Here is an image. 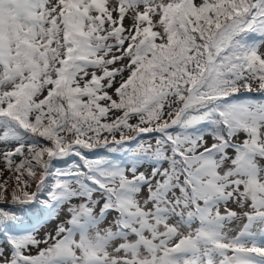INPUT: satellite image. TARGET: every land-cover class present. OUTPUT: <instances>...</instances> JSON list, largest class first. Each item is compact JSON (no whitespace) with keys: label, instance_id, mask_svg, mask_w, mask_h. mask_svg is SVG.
Here are the masks:
<instances>
[{"label":"snow or ice","instance_id":"snow-or-ice-1","mask_svg":"<svg viewBox=\"0 0 264 264\" xmlns=\"http://www.w3.org/2000/svg\"><path fill=\"white\" fill-rule=\"evenodd\" d=\"M0 164V264H264V0H0Z\"/></svg>","mask_w":264,"mask_h":264},{"label":"rangeland","instance_id":"rangeland-1","mask_svg":"<svg viewBox=\"0 0 264 264\" xmlns=\"http://www.w3.org/2000/svg\"><path fill=\"white\" fill-rule=\"evenodd\" d=\"M129 23V21L127 19H125V24L127 25ZM0 167H3L2 164H0ZM9 174L7 172L4 173L3 177H0V181H3L4 177L8 176ZM14 184V181H9V188H8V192L11 191V185Z\"/></svg>","mask_w":264,"mask_h":264},{"label":"trees","instance_id":"trees-1","mask_svg":"<svg viewBox=\"0 0 264 264\" xmlns=\"http://www.w3.org/2000/svg\"><path fill=\"white\" fill-rule=\"evenodd\" d=\"M255 98L259 99L260 97L259 96H256Z\"/></svg>","mask_w":264,"mask_h":264}]
</instances>
